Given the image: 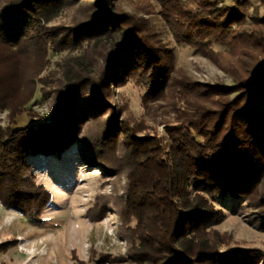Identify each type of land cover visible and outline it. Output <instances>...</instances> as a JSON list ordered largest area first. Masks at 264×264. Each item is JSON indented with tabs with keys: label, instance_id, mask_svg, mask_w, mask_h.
I'll return each mask as SVG.
<instances>
[{
	"label": "trees",
	"instance_id": "trees-1",
	"mask_svg": "<svg viewBox=\"0 0 264 264\" xmlns=\"http://www.w3.org/2000/svg\"><path fill=\"white\" fill-rule=\"evenodd\" d=\"M126 1L0 0L1 206L41 223L52 197L31 161L76 160L124 180L125 253L94 261L93 250L89 263L264 264L217 229L215 205L232 202L264 233V15L249 0ZM166 30L231 82L176 67ZM128 84L143 91L138 117L117 91ZM37 93L49 114L15 128L38 117Z\"/></svg>",
	"mask_w": 264,
	"mask_h": 264
},
{
	"label": "rangeland",
	"instance_id": "rangeland-1",
	"mask_svg": "<svg viewBox=\"0 0 264 264\" xmlns=\"http://www.w3.org/2000/svg\"><path fill=\"white\" fill-rule=\"evenodd\" d=\"M150 1L157 7L155 0ZM249 1L252 8L263 16L264 0ZM222 2L228 3V0ZM122 5L129 8L126 0ZM72 13L66 12L53 24L68 22ZM163 38L174 46L176 67L200 82H231L229 77L195 51L177 45L170 31L166 30ZM63 54L51 53V63ZM117 91L125 97L130 112L138 117L141 114L142 89L128 84ZM49 106V102L37 93L28 107L38 117L32 120L24 115L19 118L15 128L41 122L49 114ZM5 115L4 112L0 113L2 127L7 124ZM158 132L163 134V127H159ZM31 163L37 184L50 192L52 201L41 214V223L5 209L0 204V245L15 244L5 254H0V264H77L80 261L88 262L93 250L96 253L94 261L97 254L113 257L125 253V242L118 238L121 223L119 210L114 205L117 196L124 190L123 178L104 177L97 166H81L76 160L59 164L34 159ZM215 205L226 216L217 229L231 232L238 247L255 249L264 255V233L251 228L239 210L233 213L232 202L228 201L225 206L219 203ZM92 219L99 220L93 223Z\"/></svg>",
	"mask_w": 264,
	"mask_h": 264
}]
</instances>
